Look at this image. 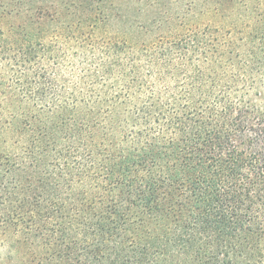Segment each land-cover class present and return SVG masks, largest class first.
Segmentation results:
<instances>
[{
  "label": "trees",
  "instance_id": "trees-1",
  "mask_svg": "<svg viewBox=\"0 0 264 264\" xmlns=\"http://www.w3.org/2000/svg\"><path fill=\"white\" fill-rule=\"evenodd\" d=\"M135 1L159 3L0 0V244L25 264H264V0L97 36Z\"/></svg>",
  "mask_w": 264,
  "mask_h": 264
},
{
  "label": "rangeland",
  "instance_id": "rangeland-1",
  "mask_svg": "<svg viewBox=\"0 0 264 264\" xmlns=\"http://www.w3.org/2000/svg\"><path fill=\"white\" fill-rule=\"evenodd\" d=\"M158 2L150 8L144 7L140 1H135V3L129 5L124 2L121 7L117 4L110 18V25H102L97 30V36L130 41L132 39L130 34L132 33L126 31L124 25L127 17L130 22L147 21L148 24L155 20L156 22H152L154 27L158 26V20L167 19L168 21H165L169 23L167 26L152 28L153 36H163L165 38L176 32L181 34L187 28H191L192 24L205 21L200 16L192 17V11L189 12L191 0H158ZM25 253V250L20 252V250L16 251L10 246L0 244V264H25L27 259Z\"/></svg>",
  "mask_w": 264,
  "mask_h": 264
}]
</instances>
